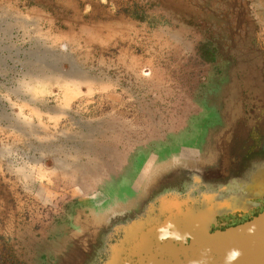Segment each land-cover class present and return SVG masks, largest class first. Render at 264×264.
<instances>
[{
  "label": "rangeland",
  "instance_id": "374dc122",
  "mask_svg": "<svg viewBox=\"0 0 264 264\" xmlns=\"http://www.w3.org/2000/svg\"><path fill=\"white\" fill-rule=\"evenodd\" d=\"M0 52L39 86L0 123V264H124L165 176L264 167V0H0Z\"/></svg>",
  "mask_w": 264,
  "mask_h": 264
},
{
  "label": "water",
  "instance_id": "95a60500",
  "mask_svg": "<svg viewBox=\"0 0 264 264\" xmlns=\"http://www.w3.org/2000/svg\"><path fill=\"white\" fill-rule=\"evenodd\" d=\"M169 177L185 191L127 222L124 264H264V211L232 226L219 220L249 202L258 183L264 190L258 168L246 183L235 172L222 180L186 168Z\"/></svg>",
  "mask_w": 264,
  "mask_h": 264
},
{
  "label": "built area",
  "instance_id": "2783aa9c",
  "mask_svg": "<svg viewBox=\"0 0 264 264\" xmlns=\"http://www.w3.org/2000/svg\"><path fill=\"white\" fill-rule=\"evenodd\" d=\"M3 56L5 57V61L0 62V66H2L0 67V123L6 124L13 123V121L17 119L15 116L17 113L15 107L19 104L14 105L11 99L14 98V101L18 99V96L16 95L18 88L24 78L27 77L23 74L24 66L20 63L19 56L0 52V59ZM3 70H6L7 72H3ZM21 154L25 155L26 161L33 156V154H31V150H24ZM9 155L10 154L7 155V159L9 157L10 162H15L17 158L20 159V157L16 154H14L13 157Z\"/></svg>",
  "mask_w": 264,
  "mask_h": 264
},
{
  "label": "flooded vegetation",
  "instance_id": "af4514ba",
  "mask_svg": "<svg viewBox=\"0 0 264 264\" xmlns=\"http://www.w3.org/2000/svg\"><path fill=\"white\" fill-rule=\"evenodd\" d=\"M252 164L250 165V167L252 166ZM258 172L259 174H261L260 181L264 182L263 168H258ZM259 184L260 183L256 185V190H254L255 192L251 195L253 197H250L249 202L241 203L237 212L225 214L223 217H220L219 220L225 223L226 226H232L242 223L248 220L250 217L264 211V190L263 187Z\"/></svg>",
  "mask_w": 264,
  "mask_h": 264
},
{
  "label": "bare ground",
  "instance_id": "6f19581e",
  "mask_svg": "<svg viewBox=\"0 0 264 264\" xmlns=\"http://www.w3.org/2000/svg\"><path fill=\"white\" fill-rule=\"evenodd\" d=\"M20 63L22 64V66H24L23 65V63L20 61ZM0 67H2V66H0ZM27 81V78H24V80H23V82L20 84V87H19V89H18V91H22V90H25V88H29V89H32V88H39V86H36V87H33V86H31L32 84L30 83V82H26ZM29 85V86H28ZM17 91V92H18ZM16 95H17V93H16ZM20 101H22L21 102V104L23 103V104H30V105H32V103L33 102H31V101H29L28 99H23V98H18ZM24 106V105H23ZM16 109H17V114H15V116L18 118V115H19V117H22V118H25V119H27L26 118V115H24L23 114V111H22V109L21 108H19L18 106H16L15 107ZM14 132V131H13ZM2 152V151H1ZM5 153H8V152H5ZM5 153H0V154H5ZM14 162V161H13ZM134 221H135V219H133Z\"/></svg>",
  "mask_w": 264,
  "mask_h": 264
},
{
  "label": "crops",
  "instance_id": "0c3cea01",
  "mask_svg": "<svg viewBox=\"0 0 264 264\" xmlns=\"http://www.w3.org/2000/svg\"><path fill=\"white\" fill-rule=\"evenodd\" d=\"M24 64H25V62H24ZM58 74H60V72L58 71ZM61 76V75H60ZM57 79L59 78V77H56ZM29 150H31V146H29L28 148H26V151H29ZM26 178V177H25ZM6 205V204H5ZM6 207H9V208H11L12 206H11V204L9 205H7ZM4 210V209H3ZM14 218V217H13ZM10 220V219H9ZM9 224L10 223H7V225L6 226H2V225H0V228L2 227V231H0V233H6V229L9 227ZM14 224V223H13ZM13 224H12V226H13ZM6 227V228H5ZM10 228H11V226L9 227V229L7 230V231H9L10 230ZM12 229V228H11Z\"/></svg>",
  "mask_w": 264,
  "mask_h": 264
}]
</instances>
